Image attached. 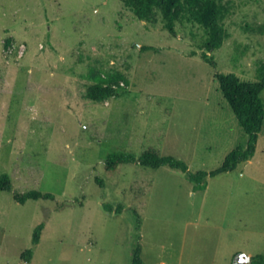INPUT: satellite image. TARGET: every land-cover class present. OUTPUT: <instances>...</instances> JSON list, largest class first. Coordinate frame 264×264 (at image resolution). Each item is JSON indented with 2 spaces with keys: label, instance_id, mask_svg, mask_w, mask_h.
<instances>
[{
  "label": "rangeland",
  "instance_id": "obj_1",
  "mask_svg": "<svg viewBox=\"0 0 264 264\" xmlns=\"http://www.w3.org/2000/svg\"><path fill=\"white\" fill-rule=\"evenodd\" d=\"M219 2L227 38L207 53L213 68L197 25L172 36L120 0H0V174L12 184L0 192V264H130L136 246L142 264L264 256V120L253 156L204 191L167 167L104 169L110 153L151 149L210 172L245 146L214 75L257 81L264 0ZM92 75L121 76L102 103L85 97ZM32 190L53 199H13Z\"/></svg>",
  "mask_w": 264,
  "mask_h": 264
},
{
  "label": "trees",
  "instance_id": "obj_2",
  "mask_svg": "<svg viewBox=\"0 0 264 264\" xmlns=\"http://www.w3.org/2000/svg\"><path fill=\"white\" fill-rule=\"evenodd\" d=\"M123 7L130 11L139 21L155 25L161 23L164 30L175 36L176 26L185 23L197 25L204 34L202 46L205 51L201 53V59L211 67L215 63L212 53L221 48L227 38L226 31L222 25L227 9L219 0H120ZM215 79L224 100L228 103L235 116L238 125L246 135V143L243 148L230 151L217 169L204 172L192 173L188 170L185 162L170 155H159L157 152L145 149L141 154L135 156L128 152H114L108 154L104 159V169L113 173L120 166L136 164L144 169L157 170L167 167L170 170L181 173L187 182L192 185L194 192L204 191L208 178L216 177L223 173L233 171L238 164L248 161L254 154L258 134L261 131L264 120V103L261 93L264 90V64L258 66L257 81L245 82L239 80L233 74H218ZM121 79V76L108 75L100 77L92 75V84L86 87L85 97L89 101L98 104L108 100L113 95L112 86ZM123 80V79H122ZM101 184V182L96 179ZM12 188L11 179L8 174H0V192H9ZM13 199L23 205L29 200H52L50 194H42L32 190L23 194H15ZM104 210L110 212V206H104ZM118 212V210H117ZM43 225H39L32 236V244L39 242L40 232ZM139 246L134 247L130 264H142ZM32 251L26 250L20 258L28 262ZM249 264H264V256L256 255L250 258Z\"/></svg>",
  "mask_w": 264,
  "mask_h": 264
},
{
  "label": "water",
  "instance_id": "obj_3",
  "mask_svg": "<svg viewBox=\"0 0 264 264\" xmlns=\"http://www.w3.org/2000/svg\"><path fill=\"white\" fill-rule=\"evenodd\" d=\"M234 264H249L250 263V258L246 256L245 254H237L234 257Z\"/></svg>",
  "mask_w": 264,
  "mask_h": 264
},
{
  "label": "crops",
  "instance_id": "obj_4",
  "mask_svg": "<svg viewBox=\"0 0 264 264\" xmlns=\"http://www.w3.org/2000/svg\"><path fill=\"white\" fill-rule=\"evenodd\" d=\"M249 258H251L250 256H248Z\"/></svg>",
  "mask_w": 264,
  "mask_h": 264
}]
</instances>
